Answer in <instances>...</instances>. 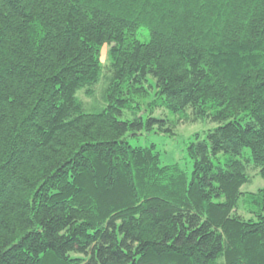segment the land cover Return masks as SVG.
I'll use <instances>...</instances> for the list:
<instances>
[{
  "label": "trees",
  "instance_id": "16d2710c",
  "mask_svg": "<svg viewBox=\"0 0 264 264\" xmlns=\"http://www.w3.org/2000/svg\"><path fill=\"white\" fill-rule=\"evenodd\" d=\"M147 85L217 124L191 172L129 142L177 127L142 114ZM251 165L264 179V0H0V264H264Z\"/></svg>",
  "mask_w": 264,
  "mask_h": 264
},
{
  "label": "rangeland",
  "instance_id": "374dc122",
  "mask_svg": "<svg viewBox=\"0 0 264 264\" xmlns=\"http://www.w3.org/2000/svg\"><path fill=\"white\" fill-rule=\"evenodd\" d=\"M139 37L142 40H148L149 34L147 30H142L139 32ZM109 47L105 46L103 48L102 60L106 64L108 57ZM151 80L154 79L151 77ZM100 84L97 87V97L100 96V91L102 89ZM149 93L144 98H137V101L140 102L142 108V114L147 117L150 114L160 117H168L170 120H174L177 124V127L174 129L175 133L171 134L170 132H160L158 126H155L151 130H146L143 128L141 132H138V135H129L128 140L132 145L135 146H150L155 144L157 151L161 153V157L164 163H180L184 168H187L190 172L192 170V161L187 154V146L191 137L196 132H204L210 128L217 126L216 123L209 120L205 121H196V122H184L181 121V115L173 114L172 112L166 110L165 108L156 107L155 109L151 108L149 105L154 99H156V88L153 89L147 85ZM81 97L85 102L91 103L92 99L81 94ZM249 172L254 176L253 181L247 183L243 186L244 191H256L259 187L264 186V179L258 175V169L254 166L249 167Z\"/></svg>",
  "mask_w": 264,
  "mask_h": 264
}]
</instances>
